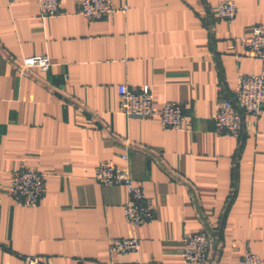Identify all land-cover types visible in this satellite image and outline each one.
<instances>
[{"label": "crops", "instance_id": "1", "mask_svg": "<svg viewBox=\"0 0 264 264\" xmlns=\"http://www.w3.org/2000/svg\"><path fill=\"white\" fill-rule=\"evenodd\" d=\"M78 1L60 0L61 14L43 19L36 0H0V264H197L184 262L182 239L202 230L208 264L264 260V110L244 117L239 141L214 127L239 75L264 77V61L247 56L264 0H233L230 21L216 15L220 0H112L94 22ZM33 56L48 57V70L20 76ZM119 85L146 88L155 110L180 103L183 130L126 118ZM102 162L142 187L150 223L126 222L124 188L94 179ZM20 168L45 175L35 208L9 195ZM129 238L137 252H110V240Z\"/></svg>", "mask_w": 264, "mask_h": 264}, {"label": "built area", "instance_id": "2", "mask_svg": "<svg viewBox=\"0 0 264 264\" xmlns=\"http://www.w3.org/2000/svg\"><path fill=\"white\" fill-rule=\"evenodd\" d=\"M12 4L14 0H5ZM40 18H55L61 14L60 0H36ZM79 14L86 22L101 21L113 13L112 0H79ZM126 6L122 12L126 11ZM214 10L221 20H233L236 5L233 0H220ZM247 43V56L264 61V25L251 28ZM49 58L33 56L18 64L19 75L26 76L31 69L48 70ZM238 89L232 99L222 98L214 116L215 133L241 140L245 116L258 117L264 110V77L257 74H241ZM118 109L126 118L156 119L162 130L180 132L184 128L183 107L169 101L155 110L153 97L146 89L134 90L125 85L116 88ZM124 159V157H123ZM95 181L102 186H122L127 194L123 205V216L132 227L143 226L153 220V206L143 193L141 186L134 184L126 169H118L108 162L99 163L95 169ZM45 175L34 170L17 169L11 173L9 195L16 206L35 208L44 196ZM211 235L205 231L186 234L182 239L181 253L186 263L208 264ZM110 252L128 255L137 252L139 242L134 238L112 239ZM26 264H39L36 257H26ZM110 264V263H108ZM241 264H264L259 256L246 253Z\"/></svg>", "mask_w": 264, "mask_h": 264}]
</instances>
